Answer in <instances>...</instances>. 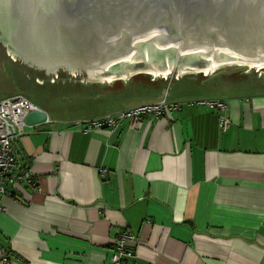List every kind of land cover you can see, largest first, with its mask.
Instances as JSON below:
<instances>
[{"label": "crops", "instance_id": "obj_1", "mask_svg": "<svg viewBox=\"0 0 264 264\" xmlns=\"http://www.w3.org/2000/svg\"><path fill=\"white\" fill-rule=\"evenodd\" d=\"M207 99L226 101V131ZM207 99L115 130L26 126L16 153L37 188L0 193V258L111 264L126 231L128 264H264V95Z\"/></svg>", "mask_w": 264, "mask_h": 264}, {"label": "water", "instance_id": "obj_2", "mask_svg": "<svg viewBox=\"0 0 264 264\" xmlns=\"http://www.w3.org/2000/svg\"><path fill=\"white\" fill-rule=\"evenodd\" d=\"M0 41V103L26 98L27 124L264 95V0H0Z\"/></svg>", "mask_w": 264, "mask_h": 264}, {"label": "built area", "instance_id": "obj_3", "mask_svg": "<svg viewBox=\"0 0 264 264\" xmlns=\"http://www.w3.org/2000/svg\"><path fill=\"white\" fill-rule=\"evenodd\" d=\"M210 110L218 113L220 127L226 131L231 126V120L227 115V103L223 99H207L201 101ZM182 104L179 102H152L140 104L119 111L109 113L92 120H77L74 125L81 131L91 132L96 130H115L126 120L142 121L153 120L164 116H170L173 111H179ZM1 115L13 120L18 127V133L7 135L5 121L0 118V193L12 195L15 188L27 185L30 188H37L30 171L22 167L16 153V143L26 133L25 127L33 128L36 124H27L26 117L30 113L29 101L22 97H14L2 100L0 103ZM53 119L42 122H52ZM109 169H100V174L106 175ZM1 209L4 207L1 205ZM137 236L126 231H119L115 237L114 250L111 254V264H128V261L135 256V245ZM0 264H13L7 252H2Z\"/></svg>", "mask_w": 264, "mask_h": 264}, {"label": "trees", "instance_id": "obj_4", "mask_svg": "<svg viewBox=\"0 0 264 264\" xmlns=\"http://www.w3.org/2000/svg\"><path fill=\"white\" fill-rule=\"evenodd\" d=\"M4 56H5V54H4ZM7 57V56H6ZM20 63H22V61L20 62ZM20 63H18L17 65H18V67L23 71V70H25V69H29L26 65H24V64H20ZM27 74H25V76L24 77H26L25 79H32V81H34V82H36V79H35V77L33 76L32 78H29L28 76H26ZM28 81H30V80H28ZM1 92H3V91H1ZM26 95L28 96V97H30L31 95H29V94H27L26 93ZM31 98V97H30Z\"/></svg>", "mask_w": 264, "mask_h": 264}, {"label": "flooded vegetation", "instance_id": "obj_5", "mask_svg": "<svg viewBox=\"0 0 264 264\" xmlns=\"http://www.w3.org/2000/svg\"><path fill=\"white\" fill-rule=\"evenodd\" d=\"M0 45H1V52H3L7 57H10V56L7 55V48L5 47V45L1 41H0ZM42 70H45V69H42ZM44 73L48 74V72L46 70H45ZM69 73H71V72H69Z\"/></svg>", "mask_w": 264, "mask_h": 264}]
</instances>
